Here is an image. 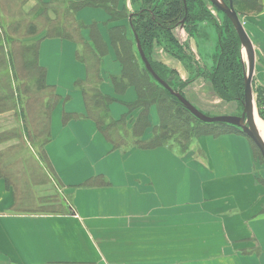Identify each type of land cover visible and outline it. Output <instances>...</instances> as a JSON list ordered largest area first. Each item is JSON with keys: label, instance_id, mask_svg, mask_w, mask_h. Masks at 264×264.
I'll return each instance as SVG.
<instances>
[{"label": "crops", "instance_id": "0c3cea01", "mask_svg": "<svg viewBox=\"0 0 264 264\" xmlns=\"http://www.w3.org/2000/svg\"><path fill=\"white\" fill-rule=\"evenodd\" d=\"M246 8L258 93L264 0ZM108 17L95 7L78 15L106 39ZM80 47L60 37L41 42L47 81L63 97L43 149L28 140L18 94L16 105L0 106V264H264V163L252 140L226 132L200 135L186 152L114 147L74 87L87 76ZM101 72V90L120 100L110 106L118 119L136 95L113 86L120 64L111 47ZM65 113L82 116L65 121ZM56 191L66 199L50 201Z\"/></svg>", "mask_w": 264, "mask_h": 264}, {"label": "trees", "instance_id": "16d2710c", "mask_svg": "<svg viewBox=\"0 0 264 264\" xmlns=\"http://www.w3.org/2000/svg\"><path fill=\"white\" fill-rule=\"evenodd\" d=\"M56 1L63 2L65 6L66 2L67 6L73 2V0H38L37 4L22 19L11 21L8 24L3 19L2 22L0 21V106H3L5 101H13L16 105L15 101L18 98L21 115L26 121V134L33 146L43 149L49 141L51 116L63 98L56 86L48 83L47 70L40 61L41 42L49 37L70 39L80 44L77 57L86 65L87 76L85 79L78 80L76 85L82 90L84 96L86 116L96 121L100 131L114 147H121L125 143V136L128 133L126 130L128 113L116 119L111 113L110 106L118 99L104 93L100 88L104 80L101 72L102 62L109 54L110 47L115 52L122 68L118 75L112 76L116 91L119 93L121 89L133 87L138 93L136 101L127 104L129 107L135 106L142 110L133 123L132 131L137 137L134 145L142 148L173 145L168 142L176 138L181 150L186 152L194 139L203 134L220 135L226 132L245 134L239 127L228 123L201 121L187 110L169 90L156 81L146 67L139 66L137 57L132 52L131 37L127 33L130 27L117 23L118 18H124L127 14L124 5H121V8L119 6V9L125 13L118 11L119 0H75L76 7L72 8V5L69 9L61 11L62 13L59 6L54 3ZM158 1L160 7L154 11L145 9L130 15L134 37L136 39L138 35L145 52L147 46H151L150 41L153 40L156 31L162 30L170 33L182 23L185 17L186 21L189 19L188 9L182 0ZM233 1L235 4L237 0ZM3 3L7 5L6 0H0V8H5ZM242 3L245 7H254V0H243ZM86 6H101L108 13L107 39L98 23H84L76 15ZM50 11L55 15L52 16ZM71 12L74 16L70 14ZM44 15L46 19H41ZM60 16H63L65 21L60 20ZM134 18H140L142 21L135 22ZM85 30H88L89 35H86ZM167 39L173 47L179 46L176 37L173 38L169 34ZM240 46V38L234 28L228 31L225 37H221V53L209 79L212 81L214 90L222 98L229 101L238 100L243 105L245 77ZM148 58L160 77L168 81L160 74V66L150 57ZM153 103L159 104L161 112L160 124L156 126L152 124L150 117ZM258 106L264 117V89H258ZM80 116L82 114L65 113L64 120L68 121ZM192 118L196 124H192ZM150 127L152 131L147 136L145 134ZM252 143L256 154L264 163L259 148L253 141Z\"/></svg>", "mask_w": 264, "mask_h": 264}, {"label": "rangeland", "instance_id": "374dc122", "mask_svg": "<svg viewBox=\"0 0 264 264\" xmlns=\"http://www.w3.org/2000/svg\"><path fill=\"white\" fill-rule=\"evenodd\" d=\"M37 1L38 0H6L7 5L3 3V5H5V8L3 7L0 8V14H1L0 21L2 22L3 19L6 22V24H8L11 21L22 19L23 16L27 14V12L31 10V8L35 6V4H37ZM182 1L186 2L185 5H186V9H188L187 13L189 14V19H187L186 21V17H185L184 21L176 28H174L170 33L164 32L162 30L156 31L153 40L150 41L151 46L149 45L147 46L148 48L147 51L145 52L146 55L160 66L159 67L160 74L163 75L164 78H166L176 90L180 91L195 106L197 107L199 106L198 108L201 111H203L205 114L219 115L220 113H224V114L241 115L243 112V105L238 100L229 101L222 98L214 90L212 81L209 79V77L213 73V70L215 69L219 54L221 53L220 52L221 37L222 36L225 37L228 31H231L232 28L235 29L232 21L229 22V19L224 14V12L221 11L219 8H217V6L214 5L211 0H182ZM242 1L243 0H237L236 1L237 4L235 3L234 7L238 12L239 16L241 17L244 26L246 27L247 17L244 15V13L246 11L245 9L247 8L244 6V3H242ZM119 2L120 3H118L119 5L117 7L118 11L124 14L125 12H122L119 9V6L121 8V5H124L127 14L124 18H118L117 23L121 25H127L128 27H130L128 28L127 33L129 37H131L132 52L137 57L139 66L141 68L145 67L144 62L142 61V58L138 50L137 41L134 37L135 36L134 32L131 29L130 15L131 13L140 12L145 9H151L150 11H154V9L160 7V3L158 0H122V1L119 0ZM225 2L228 3L229 0H225ZM54 3L59 6L60 12L64 11V9H69L72 5H73L72 8L76 7L75 0H73L70 6H67L68 5L67 2H66V6L63 5L62 4L63 2L61 1L60 2L56 1ZM86 7H93V6H86ZM95 8H104V7L99 6ZM79 12L80 10L77 12L76 15H79ZM50 14L52 16L55 15L52 11H50ZM70 14H72V12ZM72 15L74 16V14ZM62 17L63 16H60V20H63ZM41 19H46V15L42 16ZM80 20L83 22L82 19ZM134 21L141 22L142 19L134 18ZM84 23L86 22L84 21ZM85 33L86 35H89L88 30H85ZM3 34H4V30H3ZM169 34L171 37L177 38L179 43L178 47L176 46L173 47L172 44L169 43L167 39ZM240 43H241L240 57L243 63L242 69L245 77V72L248 69V59H247V54L244 48L242 47L241 39H240ZM121 69L122 68L120 66V71ZM112 79L113 77H111V80ZM14 85L16 86L17 84L14 82ZM74 87L76 90H79L77 85H74ZM253 87L256 98V96H258V93H257V88L254 85V79H253ZM126 90L127 89L125 90L121 89L119 90V93L118 92L117 93L124 94ZM134 93L137 99L138 93L135 90V88H134ZM136 99L124 103L128 107V112H127L128 116L126 118L128 124L126 130L128 131V133L125 136V143H124L125 145H131L135 143L137 140L134 131H132L133 123L142 110H140V108L138 107L137 108L135 106L129 107L127 105L128 103L129 104L134 103ZM258 111L260 115L258 116L264 121V117H261L259 108ZM160 115L161 112H160L159 104L153 103L150 109V117L152 120V124L154 126L160 124L161 121ZM192 121H193L192 124H196L193 118ZM206 130H210V128H206ZM151 131L152 128L151 127L148 128V131L145 135L147 136L150 135ZM175 139L176 138H172L168 143H172L173 145L181 149V147L179 146L178 142ZM25 142L26 141H24V144ZM48 198L50 201H56V200L64 201V199H66L65 196L62 197L57 191L53 196H49Z\"/></svg>", "mask_w": 264, "mask_h": 264}, {"label": "water", "instance_id": "95a60500", "mask_svg": "<svg viewBox=\"0 0 264 264\" xmlns=\"http://www.w3.org/2000/svg\"><path fill=\"white\" fill-rule=\"evenodd\" d=\"M214 5L217 6L224 14L232 21L240 39L242 42V47L244 48L247 59H248V69L245 72V94L243 100V112L241 115L237 114H219V115H208L201 111L197 106H195L190 100H188L180 91L176 90L168 81L160 77V75L154 70L148 56L146 55L140 38L136 35V41L140 56L144 62L145 67L151 73L156 81H158L162 86L170 91L181 104L189 110L195 117L203 122L215 123L222 122L228 123L239 127L243 133H245L259 148L262 157L264 159V137L262 136L260 129L257 126V115L259 111L256 104V98L254 94L253 79L255 74L256 66V54L253 42L248 35L246 28L239 16L238 12L234 7V1L229 0H211ZM185 2V1H184ZM186 4V2H185ZM184 21V20H183ZM182 21V22H183ZM260 116V115H259Z\"/></svg>", "mask_w": 264, "mask_h": 264}, {"label": "bare ground", "instance_id": "6f19581e", "mask_svg": "<svg viewBox=\"0 0 264 264\" xmlns=\"http://www.w3.org/2000/svg\"><path fill=\"white\" fill-rule=\"evenodd\" d=\"M257 126L260 129L262 136L264 137V121L257 115Z\"/></svg>", "mask_w": 264, "mask_h": 264}]
</instances>
